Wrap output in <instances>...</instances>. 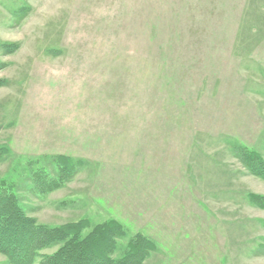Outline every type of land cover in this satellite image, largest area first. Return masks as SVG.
I'll return each instance as SVG.
<instances>
[{"label": "rangeland", "instance_id": "rangeland-1", "mask_svg": "<svg viewBox=\"0 0 264 264\" xmlns=\"http://www.w3.org/2000/svg\"><path fill=\"white\" fill-rule=\"evenodd\" d=\"M237 144L264 157V0H0V183L38 222L114 219L143 264H264Z\"/></svg>", "mask_w": 264, "mask_h": 264}, {"label": "trees", "instance_id": "trees-1", "mask_svg": "<svg viewBox=\"0 0 264 264\" xmlns=\"http://www.w3.org/2000/svg\"><path fill=\"white\" fill-rule=\"evenodd\" d=\"M230 147L245 171L264 181V157L240 144ZM59 165L61 180L77 171V164L69 160ZM39 177L43 189L52 190L59 184L48 185ZM248 199L264 209V195L253 194ZM125 235L114 219L94 225L86 218L54 226L42 224L22 207L11 187L0 183V254L6 264H143L155 251V243L137 233L115 256L118 240Z\"/></svg>", "mask_w": 264, "mask_h": 264}]
</instances>
